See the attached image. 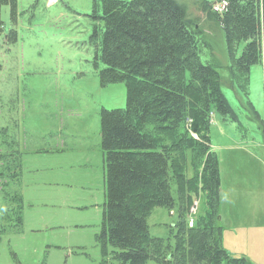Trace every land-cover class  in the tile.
Segmentation results:
<instances>
[{"label":"rangeland","instance_id":"rangeland-1","mask_svg":"<svg viewBox=\"0 0 264 264\" xmlns=\"http://www.w3.org/2000/svg\"><path fill=\"white\" fill-rule=\"evenodd\" d=\"M178 1L215 44L221 92L241 123L238 128L210 114L222 247L231 258L264 264V68L251 67L248 88L261 129L247 118L242 96L228 83L222 32L204 20L197 0ZM92 7L93 0H17L13 17L8 6L1 8L0 153L9 155L4 167L20 164V182L0 180V226L8 195L18 192L23 210L19 232L2 223L0 264L101 263L94 239L105 191L100 111L124 108L125 86L100 84L103 66H95L89 40ZM192 208L193 217L204 214L201 195ZM175 210H152L151 236L173 244Z\"/></svg>","mask_w":264,"mask_h":264},{"label":"trees","instance_id":"trees-1","mask_svg":"<svg viewBox=\"0 0 264 264\" xmlns=\"http://www.w3.org/2000/svg\"><path fill=\"white\" fill-rule=\"evenodd\" d=\"M16 2L0 0V16L8 6L13 17ZM216 2H225L222 13L207 0H197L196 7L222 32L228 83L242 96L247 118L263 129L248 88L251 67L264 68V0ZM90 17L94 64L103 66L101 86H125V107L100 111L105 191L94 237L100 264H249L222 247L210 114L227 117L238 128L241 123L221 92L215 44L205 39L199 18L190 17L178 0H93ZM8 156L0 153V180L19 184L20 164L4 167ZM200 195L206 211L188 227V211ZM6 204L1 222L19 232L21 195H8ZM156 207L176 209L172 245L149 233L147 219Z\"/></svg>","mask_w":264,"mask_h":264},{"label":"built area","instance_id":"built-area-1","mask_svg":"<svg viewBox=\"0 0 264 264\" xmlns=\"http://www.w3.org/2000/svg\"><path fill=\"white\" fill-rule=\"evenodd\" d=\"M224 7H225V2H221V3L216 4V5L213 6V11L217 12V13H222L223 10H224ZM193 210L194 209L191 208L190 212L193 213ZM191 225H192V220L190 219L189 220V226H191Z\"/></svg>","mask_w":264,"mask_h":264},{"label":"crops","instance_id":"crops-1","mask_svg":"<svg viewBox=\"0 0 264 264\" xmlns=\"http://www.w3.org/2000/svg\"><path fill=\"white\" fill-rule=\"evenodd\" d=\"M209 144H210V140H209ZM211 147V146H210ZM219 182H220V175H219ZM219 190H220V186H219Z\"/></svg>","mask_w":264,"mask_h":264}]
</instances>
